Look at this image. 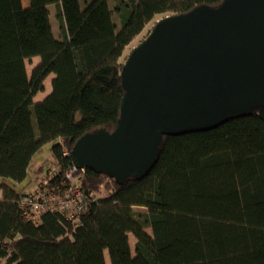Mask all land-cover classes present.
I'll return each mask as SVG.
<instances>
[{"label":"trees","instance_id":"1","mask_svg":"<svg viewBox=\"0 0 264 264\" xmlns=\"http://www.w3.org/2000/svg\"><path fill=\"white\" fill-rule=\"evenodd\" d=\"M222 1L30 0L25 7L0 0V264H107L106 251L110 264H264V121L257 111L164 136L154 165L124 183L75 168L69 154L86 132L115 128L123 56L145 28L158 16ZM52 4L58 36L42 31L35 12ZM33 57L40 61L29 74ZM51 73L50 90L36 101ZM46 143L57 162L48 190L67 197L74 184L81 195L25 219V192L14 184Z\"/></svg>","mask_w":264,"mask_h":264},{"label":"water","instance_id":"2","mask_svg":"<svg viewBox=\"0 0 264 264\" xmlns=\"http://www.w3.org/2000/svg\"><path fill=\"white\" fill-rule=\"evenodd\" d=\"M120 117L86 132L70 157L119 183L144 174L164 136L257 111L264 121V0L200 4L155 21L123 61Z\"/></svg>","mask_w":264,"mask_h":264},{"label":"rangeland","instance_id":"3","mask_svg":"<svg viewBox=\"0 0 264 264\" xmlns=\"http://www.w3.org/2000/svg\"><path fill=\"white\" fill-rule=\"evenodd\" d=\"M22 3L25 7L30 6V0H22ZM35 12L36 15L39 17V19L41 20L42 31L52 36H58V34L60 33V25H59L58 14H56L57 5L52 4L49 6H40L35 8ZM161 17L162 16H158L157 18H155L145 28V30L126 48L123 56V60L128 55L130 50L147 35V33L149 32L155 21ZM39 61H40L39 57H33L26 61V66L29 74L31 73L32 69ZM52 77H53V73H51L46 78V80L44 81L46 87L45 91L37 93V95L34 97L36 101L41 100L48 93V88L50 87V79ZM59 108H60V103L55 104L56 115L59 119H61L63 116V111H60ZM56 164L57 162L51 150V144L50 143L44 144L32 157V160L28 167L27 176L25 177V179L21 182L15 183L14 186L18 190L25 193L35 192L39 188L40 186L39 184H41V182L45 178L46 166L48 165L51 167V165H56ZM134 209L139 211L145 210L142 206H135ZM130 243L133 248L135 243V237L132 234H130ZM105 257L107 264H110L107 251Z\"/></svg>","mask_w":264,"mask_h":264},{"label":"built area","instance_id":"4","mask_svg":"<svg viewBox=\"0 0 264 264\" xmlns=\"http://www.w3.org/2000/svg\"><path fill=\"white\" fill-rule=\"evenodd\" d=\"M53 175L54 168L47 165L45 178L41 182L39 188L35 192L25 193L19 199L25 219L36 218L42 211L47 209H64L80 197L81 190L74 184L70 185V189L67 191V197L59 195L58 192L49 191L47 185L50 183V178L53 177ZM66 178H71V171L66 173ZM3 180L4 178L0 176V185Z\"/></svg>","mask_w":264,"mask_h":264},{"label":"crops","instance_id":"5","mask_svg":"<svg viewBox=\"0 0 264 264\" xmlns=\"http://www.w3.org/2000/svg\"><path fill=\"white\" fill-rule=\"evenodd\" d=\"M50 90V87L48 88V91ZM60 103V108H59V110L60 111H63V113H64V110H65V106H66V103H67V99L66 98H61V99H57L56 101H55V104H59ZM63 108H64V110H63Z\"/></svg>","mask_w":264,"mask_h":264}]
</instances>
